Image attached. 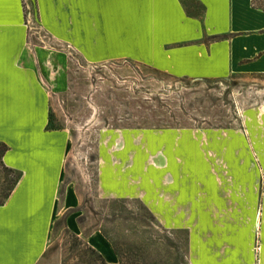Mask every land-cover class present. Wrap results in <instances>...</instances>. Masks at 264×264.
<instances>
[{
	"label": "rangeland",
	"instance_id": "obj_1",
	"mask_svg": "<svg viewBox=\"0 0 264 264\" xmlns=\"http://www.w3.org/2000/svg\"><path fill=\"white\" fill-rule=\"evenodd\" d=\"M22 2L30 42L69 50L41 30L36 0ZM69 53V82L53 99L49 128L70 134L65 184L79 192L75 214L86 235L101 231L122 264H192L191 231L183 228L181 210L173 209L178 205L168 211L172 224L162 225L140 197L172 176L175 183L163 185L172 189L169 198L183 183L205 194V208L190 212L191 227H237V247L247 241L254 264H264V76L190 80L132 58L89 64ZM117 155L121 162H114ZM101 171L121 190L118 197L102 195ZM13 180L0 161V203ZM123 189L130 196L122 198ZM65 215L43 264H103L83 235L66 228ZM211 237L200 236L211 254L225 248Z\"/></svg>",
	"mask_w": 264,
	"mask_h": 264
},
{
	"label": "crops",
	"instance_id": "obj_2",
	"mask_svg": "<svg viewBox=\"0 0 264 264\" xmlns=\"http://www.w3.org/2000/svg\"><path fill=\"white\" fill-rule=\"evenodd\" d=\"M263 1L36 0L41 30L87 63L132 58L190 80L264 76V9L257 5ZM69 50L30 42L22 0H0V142L10 148L5 165L22 173L0 205V264H43L63 213L66 228L83 235L108 264L122 262L101 231L86 235L78 221L79 192L65 184L70 134L49 128L53 99L69 82ZM115 158L121 162L120 155ZM168 163L165 156L164 166ZM99 175L102 195L118 197L121 190L111 188L109 174ZM163 183L172 185L174 178ZM163 185L143 190L140 197L162 225L172 224L168 211L178 205L173 209L181 210L183 228L191 231L192 264H254L251 245L246 241L244 248L237 247V227H191L190 212L205 208L204 193L191 192L183 183L180 193L171 192L174 198H169L171 188ZM123 191L122 198L130 196ZM202 234L225 241V248L211 254Z\"/></svg>",
	"mask_w": 264,
	"mask_h": 264
},
{
	"label": "trees",
	"instance_id": "obj_3",
	"mask_svg": "<svg viewBox=\"0 0 264 264\" xmlns=\"http://www.w3.org/2000/svg\"><path fill=\"white\" fill-rule=\"evenodd\" d=\"M264 9V7H261ZM0 148L2 149L0 152V161L2 163V165L5 167V170L10 173V174H14V180L9 184V187L7 189L6 194L4 195V202L0 203V205L4 204L6 202V200L11 196V194L13 193V191L15 190L16 186L19 184L21 178H22V173L20 171L11 169L9 167H7L4 163V156L6 155V153L9 151V147L5 144L0 142ZM102 263L103 264H108L107 261L103 258V256H100ZM122 264V262H121Z\"/></svg>",
	"mask_w": 264,
	"mask_h": 264
},
{
	"label": "bare ground",
	"instance_id": "obj_4",
	"mask_svg": "<svg viewBox=\"0 0 264 264\" xmlns=\"http://www.w3.org/2000/svg\"><path fill=\"white\" fill-rule=\"evenodd\" d=\"M259 93H260V94H264V89L260 90ZM94 119H95V118H94ZM94 119H92V120L90 121L91 124H92V122H93ZM90 123H89V124H90Z\"/></svg>",
	"mask_w": 264,
	"mask_h": 264
}]
</instances>
